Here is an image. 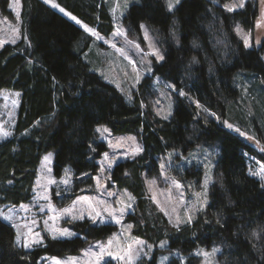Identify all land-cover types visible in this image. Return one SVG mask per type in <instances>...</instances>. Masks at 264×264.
I'll return each instance as SVG.
<instances>
[{
	"label": "trees",
	"instance_id": "16d2710c",
	"mask_svg": "<svg viewBox=\"0 0 264 264\" xmlns=\"http://www.w3.org/2000/svg\"><path fill=\"white\" fill-rule=\"evenodd\" d=\"M56 1L99 34L108 36L114 31L104 0ZM228 1L182 0L169 13L164 0H140L123 17L130 29L128 36L138 37L139 25L146 23L159 37L165 59L155 63V75L173 82L177 90L185 89L221 118L241 96L237 73L257 75L264 82V41L259 47L247 48L234 31L236 24L254 30L259 5L247 1L244 8L229 12L224 8ZM21 4V39L0 49V92L21 93L14 131L0 142V207L32 200L41 160L52 151L56 177L71 166L76 182L83 177L82 187L91 185L99 170L97 160L108 150L97 139L96 128L104 125L114 135H135L143 147L138 155L119 162L110 175L111 184L128 189L135 198L134 209L127 215L135 236L154 245L168 240L166 251H179L184 257H171L168 264H201L197 249L214 246L223 247L225 254L220 259L224 264H261L264 185L249 175L247 155L263 161L264 155L214 118L197 117L198 106L186 96L176 95L170 119L158 117L147 102L151 78L127 102L85 60L93 36L42 0H21ZM0 7L4 15H11L8 0L0 1ZM217 37L227 40L229 55L225 56ZM212 143L219 145L220 154L210 201L192 222L176 227L152 200L144 173L158 176L160 161L170 151L187 154L197 144ZM203 175L193 165L177 177L200 184ZM73 227L90 239L104 238L115 228L96 227L88 220ZM14 240L13 228L0 221V264H38L43 255H73L87 244L79 239L55 240L26 251L15 246ZM157 252L139 264H158Z\"/></svg>",
	"mask_w": 264,
	"mask_h": 264
},
{
	"label": "rangeland",
	"instance_id": "374dc122",
	"mask_svg": "<svg viewBox=\"0 0 264 264\" xmlns=\"http://www.w3.org/2000/svg\"><path fill=\"white\" fill-rule=\"evenodd\" d=\"M104 1L107 5H109L110 13L114 21V31L118 24L124 29H127L123 23V17L128 11L129 7L133 4L140 3V0ZM181 1L182 0H180V2ZM247 1H257L259 5V17L256 22V26L254 30H246L242 25L236 24L234 31L237 36L243 40V42L245 38H249L251 47L247 48H252L254 46L259 47L264 41V5L260 3V0H244L243 7H236L235 10L244 8ZM55 2L58 4L56 0ZM117 2H119L120 6L115 11V13H113L112 10L116 8ZM239 3L240 0H230L225 4L232 6L234 4L238 5ZM10 4L13 5L11 8L9 7ZM178 5H176V8L178 7ZM8 9L11 11L10 16L4 15L0 7V43H2L0 49L6 44H15L21 39V0L19 4H16L15 0H8ZM56 10L60 12L59 9ZM65 11L68 12L67 10ZM121 12H123V16H121ZM17 13H19V18H17ZM71 15L73 14L71 13ZM66 17L72 20L69 16ZM77 19L81 21L79 18ZM143 24H145L148 29V40L144 39L143 30H141V34L138 37L128 36L129 39L133 40L136 43H139L140 49H136L134 45H124L123 37L114 38L112 36V33L114 31L108 36H103L100 34L106 40L116 42L118 47H125L127 56L121 55L114 48L110 47L108 43L98 41L95 37H93L94 44L92 45L88 53H86V55L84 56L85 60L89 62L92 70L97 72L106 82L115 86L129 103L134 100V94L139 89V85L145 79L151 78V81L148 85V91L146 92L147 102L149 103L153 112L162 119H165V116H167V119H170L173 116L175 110L176 95L179 94L180 91H183L185 93V95L183 96H186L192 104L198 106L197 117H204V119L214 118L216 121H218L230 131L239 135H241V133H244V135L241 136L247 142H249V144H251V146H253V148L259 154L264 155V152L260 151V148L264 147L263 80L257 75H251L245 72L237 73V76L235 77H237L236 80L238 82H236V84L241 91V96L238 100L237 105L231 104L230 107L228 105V111L226 113V116L224 118H221V116H217L215 112L208 110L206 107L200 104L194 97L187 93L185 89L177 90L173 82L168 81L159 75H155V63H162L164 60L157 61L154 56L146 55V53L151 51L148 45L149 43L154 44L155 47L159 49L160 53L164 55V57L165 51L163 49L159 37L154 33L151 28L148 27L146 23ZM258 24L259 26H257ZM77 25L83 28L82 25L86 24L81 21V24ZM237 27H239L240 29L239 33L236 31ZM13 29H16L17 31H13ZM172 33H175V31H172ZM172 37L173 40L176 42V33L175 36H173L172 34ZM13 40L15 42H12ZM217 41L223 49L225 56L229 55L230 45L228 44L227 40L224 37H217ZM262 58L264 60V52L262 54ZM132 62L135 63V67L133 66ZM149 69L151 70L149 71ZM137 76H139V82H137ZM117 85H119V87H117ZM169 85H174V89L169 87ZM17 93H19V95H17ZM20 97V92L8 90H3L0 92V142L10 137L14 131L18 108L20 104ZM14 101L15 103H13ZM157 101L159 103H157ZM229 124L232 125V128L228 127ZM102 126L106 127L109 131L108 133H104L103 136H101L100 133H97V139L100 142H104L108 146V150L106 152L109 154V158L112 160V167L108 168L107 164L105 163L104 171H101V162L104 160V152L102 156L97 160V163L99 164V170L97 174L93 176V183L91 185L82 187V185L85 184L86 179L81 177L76 182L72 167L67 166L65 168L69 169L72 175L70 179V184L67 186V190H65V185L59 183V181L64 177V171L62 176L59 178L56 177L54 174L53 163L55 154L54 151H52L46 153L41 160L37 178L33 187L34 195L32 200L28 203H22L25 205H29L30 209L28 211L20 210L19 206L21 204L0 207V212L3 213H8L9 209L13 210V222L20 225L21 232L27 231L24 226L28 224L31 220L35 219L37 221V224L32 225V227L34 231L40 233L41 237L43 238V244L34 245L30 249H25L19 246L18 247L25 249L26 251H32L37 247L45 246L49 241H55L51 238L50 233L46 230V226L43 223L44 220H48L49 224L47 227L58 226L61 228H68L77 234L73 238L67 240L79 239L85 241L87 244L73 255H43L40 257L38 264H53L52 260L50 259L51 257H57L61 260H65L70 256L77 257L78 264H97L95 256H84L83 253L85 250L88 249H92V251H98V248H96L95 245H97L98 242L100 244L106 245L109 239H113V243L107 248V251L111 252L112 256L105 255L103 259L99 261V264H126V261H121L116 257L123 255L124 250L127 249L128 245H131L133 250H136L139 247H143L142 245L137 244V241L145 242L144 246H152V249L149 253L151 257H153L156 250H158V264H168L171 257H179L181 259H184V257L181 256L179 251H166L169 247L168 240L161 241L166 242L165 247L161 248L159 247L161 242L157 245L151 244L146 240L135 236L132 233V227L130 229L127 227L128 225H132L127 220V215L134 209L135 198L128 189H120L111 184L110 175L114 167L119 162L128 158H133L134 156L138 155L132 154L136 146H139L141 149H143V147L141 142L135 135H114L107 126ZM236 129H239L240 131L237 132ZM5 131L10 133V135L6 138H3L2 133ZM249 137H251V139H249ZM121 139L123 140V142L121 144H117V140ZM109 141L111 143H109ZM257 141L259 143H257ZM49 153H52L51 163L48 165V167L52 169L51 178L57 180L58 182L57 184L48 185L47 194L50 198L51 204L53 205V207L59 210L68 207L72 204L73 201H76L79 197L82 196L97 198L89 202L81 201L77 204L78 209L84 210L85 219L72 221L69 217L60 216L58 219L53 221L50 218L56 215V213L52 212L47 208H45V212H40L38 211V207H32V205L37 203V192L43 191L42 188L37 187L38 182L40 184H44L46 182L43 178L45 170L42 168V165L44 163V157ZM139 153H141V151ZM219 154L220 148L217 143H212L209 145L197 144L187 154H183L180 150H173L168 152L164 157H162L160 161V166L161 164H164L165 167L164 169H161L160 167V172L158 176L149 177L146 173H144L145 182L152 200L157 205L160 211L161 209H164V211L161 212L167 217L168 221L171 224L176 225L178 223L177 217H179V226L190 223L197 217V214L201 210H205L210 201V187L214 181V172ZM247 156L248 173L250 169L255 172H260L262 166H264V161L261 160L258 156H254L251 154H248ZM193 165H195V167L197 168H200L204 174L202 182L200 184H197L195 182L190 183V181L184 182L180 180L179 177H177V175L182 174L187 168H190ZM97 176L100 177V184L103 187L98 188L96 186L95 178ZM251 176L258 179L264 185V180H261L258 176ZM206 178L207 185H205ZM173 181L178 183L180 187H176V184H174ZM76 185L79 186L78 188L80 189L77 190ZM57 191H60L61 195L57 196ZM108 192H113L115 193V195L109 197L107 195ZM153 197H155V199H153ZM99 200H103L106 203L101 204L98 202ZM47 203L48 201H45L43 199H40L38 201L39 205H46ZM108 206H111V208L114 209L123 210L122 216H120V213L117 212V215L120 216L121 219L120 224H116L115 221L112 220L111 217L108 215V213L103 211V209ZM92 208H95L96 211L101 212V217H98L97 219H103L105 223H97L95 225L92 223V221L87 216V213L90 212ZM165 212L167 213V215L165 214ZM188 216L192 217L190 222H187ZM84 220H88L91 225H94L96 227L111 225L115 228L110 232L108 236L104 238L90 239L89 237L85 236L84 232L78 231L73 227L75 223L83 222ZM0 221L1 223H5L2 220ZM13 230L16 235V229L13 228ZM214 247L220 249V251L215 255H210L207 260H205L203 256H199L201 259V264H224L225 260L223 261L220 259V256L224 250L223 247ZM201 249L211 253L212 248L206 249L200 247L197 249V251ZM145 250H147L146 247ZM162 257H168V260H164L162 262Z\"/></svg>",
	"mask_w": 264,
	"mask_h": 264
},
{
	"label": "snow or ice",
	"instance_id": "6c2138e0",
	"mask_svg": "<svg viewBox=\"0 0 264 264\" xmlns=\"http://www.w3.org/2000/svg\"><path fill=\"white\" fill-rule=\"evenodd\" d=\"M43 2L45 4L50 5L54 9H59V11L61 13H64L66 16H69L77 24H81V21H79L75 16L71 15V13L66 12L64 8L60 7L55 2V0H43ZM15 3L19 4L20 0H15ZM179 3H180V0H164V5L166 7V10L169 13H174V11L176 9V5H178ZM260 3L262 5H264V0H260ZM243 4H244V0H240V3L238 5L234 4L232 6H229L228 4H225L224 8L227 11L231 12V11H234L236 7H243ZM12 6H13L12 4L9 5L10 8ZM119 6H120L119 2H117L116 8H114L112 10L113 13H115V11L119 8ZM121 16H123V12H121ZM17 18H19V13H17ZM257 26H259V24ZM82 27L84 28L85 32H87L91 36L95 37L96 40L103 41L104 43H108L110 45V47L114 48L121 55L127 56L126 51H125V47H118L116 42L106 40L95 29L89 28L87 25H82ZM139 27L144 32V39L148 40L149 33H148V29H147L146 25L142 23L139 25ZM13 31H17V30L13 29ZM128 31H130V29H124L122 26H120L118 24L115 28V31L112 33V36L114 38L123 37L124 38V45H134L136 49H140L139 43H136L133 40L128 38V35H127ZM236 31L238 33L240 32L239 27H237ZM173 36H175V33H173ZM12 42H15V41L13 40ZM176 43L179 44L178 39L176 40ZM0 46H2V43H0ZM193 46L194 47L197 46L195 41H193ZM244 46L245 47H251V43H250L249 38L244 39ZM148 47L151 49V51L146 53V55L154 56L157 61H163L165 59L164 55H162L160 53L159 49L156 48L154 44L149 43ZM141 51H143V50H141ZM193 62H196L195 57L193 58ZM132 63H133V66L135 67V63L134 62H132ZM150 70L151 69H149V71ZM137 82H139V76H137ZM117 87H119V85H117ZM169 87L174 89L175 86L169 85ZM17 95H19V93H17ZM179 95L183 96V95H185V93L183 91H180ZM13 103H15V101ZM157 103H159V102L157 101ZM164 118L167 119V116H165ZM228 127L232 128V125L229 124ZM108 131L109 130L103 126L96 128V132L100 133L101 136H103L104 133H108ZM236 131L239 132L240 130L236 129ZM9 135H10V133H8L6 131L2 133L3 138H6ZM241 135H244V133H241ZM129 139H132V138H129ZM249 139H251V137H249ZM122 142H123L122 139L117 140V144H121ZM109 143H111V142L109 141ZM257 143H259V142L257 141ZM140 151H142V149L139 146H136V148L133 150L132 154L133 155L139 154ZM260 151L264 152V147H261ZM103 155H104V160L101 162V171H104V164L105 163L107 164L108 168L112 167V160L109 158V154L107 152H105ZM51 159H52V153H49L48 155H46L44 157V163L42 165V168L45 170L43 178L46 182L44 184H40L38 182L37 187L42 188L43 191L37 192V194H36L37 203L32 205V207H38V211H40V212H45V208H47V209L51 210L52 212L56 213V215H54L53 217L50 218L53 221L58 219L60 216L69 217L70 220H72V221L85 219L84 210L78 209L77 204L81 201L89 202V201H92V200L97 199V198L82 196V197H79L76 201H73L72 204L69 205L68 207H65V208H62L59 210H57L51 204L50 198L47 194L48 185L58 183L57 180L51 178L52 169L48 167V165L51 163ZM160 167H161V169H164L165 165L161 164ZM71 175L72 174H71L70 170L65 168L64 169V177L59 181V183L65 185V190H67V186L70 184ZM86 175H88V174L87 173L82 174V176H86ZM249 175L258 176L261 180H264V166H262L260 172H255V171H252L250 169ZM95 179H96V186L98 188L103 187L100 184V177L97 176ZM9 183H11V181H9ZM173 183L176 184V187H180V185L178 183H176L175 181H173ZM205 185H207V178L205 180ZM56 195L57 196L61 195L60 191H57ZM107 195L109 197H111V196H114L115 193L108 192ZM40 199L48 201V203L46 205H39L38 201ZM153 199H155V197H153ZM98 202L101 204L106 203L103 200H99ZM129 207H130V205H129ZM19 209L23 210V211H28L30 209V206L25 205V204H21L19 206ZM103 211L107 212L108 215L111 217L112 220L115 221L116 224L121 223L120 216L123 215V210L114 209V208H111V206H108V207H105L103 209ZM161 211H164V209H161ZM117 212L120 213V216L117 215ZM165 214L167 215L166 212H165ZM87 216L92 221V223L94 225L97 223H105V221L103 219H100V220L97 219L98 217H101V212L96 211L95 208H92V210L87 213ZM13 219H14V216H13V210L12 209H9L8 213L0 212V220L4 221L5 223L9 224L11 227L16 229V235H15V240H14L15 246L23 247L25 249H30L34 245H42L43 244V238L41 237L40 233L37 231H34V229L32 227V225L37 224V221L35 219L31 220L28 224H26L24 226L27 229L26 232H21L20 225L14 223ZM191 219H192V217L188 216L187 222H190ZM177 220H178V223L175 226L179 227V217H177ZM217 222L219 223V220ZM43 223L46 226V230L50 233L51 238L53 240H67V239H71L77 235L76 233H74L73 231H71L68 228H61L58 226L47 227L49 224L48 220H44ZM127 227L130 229L132 227V225H128ZM256 235H257V233H253V236H256ZM112 243H113V239H109L106 245L100 244L98 242L97 245H95V247L98 248V251H92V249H88V250H85L83 254H84V256H89V255L95 256L96 260H97V264H99V261L102 260L105 255L112 256V253L107 251V248L109 246H111ZM137 244L142 245L143 247H139L136 250H133L132 246L128 245L127 249L124 250V254L120 255L119 257H116V258L120 259L121 261H126V264H134V261H135V264H139V261L141 259H145V258L152 259V257L149 255V253L152 249V246L151 245L144 246L145 242H143V241H137ZM165 244H166V242H161L159 247L163 248V247H165ZM145 247L147 248V250H145ZM253 247H255V246L253 245ZM219 251H220V249L214 247L211 249V253H209L206 250L201 249V250L197 251L195 254L198 256H203L205 258V260H207V258L210 255H215ZM50 259L52 260L53 264H78V258L72 257V256L66 258L65 260H61L57 257H51ZM164 260H168V257H162L161 258L162 262ZM260 262H261V264H264V253H261ZM245 264H247V261H245Z\"/></svg>",
	"mask_w": 264,
	"mask_h": 264
},
{
	"label": "crops",
	"instance_id": "0c3cea01",
	"mask_svg": "<svg viewBox=\"0 0 264 264\" xmlns=\"http://www.w3.org/2000/svg\"><path fill=\"white\" fill-rule=\"evenodd\" d=\"M54 9V8H53ZM56 10V9H55ZM58 11V10H57ZM61 13V12H60Z\"/></svg>",
	"mask_w": 264,
	"mask_h": 264
}]
</instances>
